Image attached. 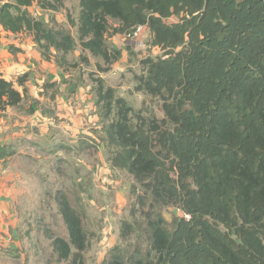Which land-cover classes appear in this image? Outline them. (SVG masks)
<instances>
[{"label": "trees", "instance_id": "obj_1", "mask_svg": "<svg viewBox=\"0 0 264 264\" xmlns=\"http://www.w3.org/2000/svg\"><path fill=\"white\" fill-rule=\"evenodd\" d=\"M34 2L48 11L62 5L0 0V27L31 34L46 61L63 66L78 44L107 71L121 56L105 42L111 20L115 33L147 26L163 53L141 60L134 86L162 101L159 121L133 122L126 100L95 79L110 166L129 173L142 203L155 206L145 215V251L113 246L101 264H264V0H78L76 39L35 18ZM170 17L177 20L166 23ZM26 78L0 74V116L22 103ZM13 153L0 147V159ZM55 200L67 234L51 238L57 260L84 264L81 218L64 193ZM166 206L188 218L174 217L167 229L156 209ZM132 229L122 223L121 241Z\"/></svg>", "mask_w": 264, "mask_h": 264}, {"label": "rangeland", "instance_id": "obj_2", "mask_svg": "<svg viewBox=\"0 0 264 264\" xmlns=\"http://www.w3.org/2000/svg\"><path fill=\"white\" fill-rule=\"evenodd\" d=\"M28 10L35 18L69 32L76 39V26L70 19L77 21L78 0H62L55 11L43 10L34 2ZM176 20L170 17L165 22ZM109 24L106 45L120 50L121 56L107 71L99 68L106 67L99 58L76 44L63 66L52 60L54 68H58L56 76H46L43 83H36L48 92V100L37 102L32 108L29 100L24 99L12 108L19 125L26 121L24 126L16 127L21 133L11 137L8 147L14 153L0 161V197L11 196L9 219L5 217L0 226V233L5 236V245L0 244V264L68 262L58 261L51 245L54 236L67 239L55 200L58 191L65 194L81 218L87 236L82 252L84 264H101L107 252L117 245L128 249L137 244L146 249L145 215L155 206L149 200L142 203L145 193L129 173L110 166L108 156L113 147L105 141L95 79L102 78L105 86L114 88L115 94L126 100L132 108L133 122L138 118L159 121L163 118L162 101L137 92L134 86L135 77L143 70L141 60L163 53L151 45L147 26L137 36L128 38L113 31L115 21ZM37 110L51 118V124L46 123V133L40 136L32 131V127L41 124L32 117ZM137 194L141 198H136ZM156 209L168 223L167 229L174 217L183 215L173 206ZM123 222L133 226L126 242L120 239Z\"/></svg>", "mask_w": 264, "mask_h": 264}, {"label": "crops", "instance_id": "obj_3", "mask_svg": "<svg viewBox=\"0 0 264 264\" xmlns=\"http://www.w3.org/2000/svg\"><path fill=\"white\" fill-rule=\"evenodd\" d=\"M9 46H12L14 51H10ZM54 66L52 60L46 61L41 58V55L32 40L31 34L22 32L12 35L0 27V74L7 80L15 79L25 73L27 74V78L24 82L26 93L23 100L28 99L30 103L29 105L34 107L37 102L42 103L43 101L46 102L48 100L46 97L48 92L44 91L43 86H38L36 83H43L46 76H56L59 72L58 68L56 69ZM19 90H21V88H19ZM12 108L13 107H7L0 116V147L10 146V143H12L11 141L13 140L11 137L15 135L18 136L19 133H21V131L17 132L16 127L19 125V121L17 122L18 117L14 114ZM32 117L41 123V127H32L33 133L35 131L36 133L34 134L39 136L43 135L44 131L46 133V123L48 121V123L51 124V118H48L39 110L35 111ZM25 118L27 117H24V119ZM25 121L19 126H24ZM61 127L63 128V126ZM4 159H0V161H3ZM9 197L11 196H8L7 194L2 198L0 197V226L4 224V218L9 217V208L11 207ZM3 237L0 233V244L5 245Z\"/></svg>", "mask_w": 264, "mask_h": 264}, {"label": "built area", "instance_id": "obj_4", "mask_svg": "<svg viewBox=\"0 0 264 264\" xmlns=\"http://www.w3.org/2000/svg\"><path fill=\"white\" fill-rule=\"evenodd\" d=\"M143 26H137L135 27L132 31L125 33L124 36L128 37V38H133L135 36L138 35V33L140 32V30H142ZM184 215V214H183ZM185 218H188L187 215H184Z\"/></svg>", "mask_w": 264, "mask_h": 264}, {"label": "water", "instance_id": "obj_5", "mask_svg": "<svg viewBox=\"0 0 264 264\" xmlns=\"http://www.w3.org/2000/svg\"><path fill=\"white\" fill-rule=\"evenodd\" d=\"M34 133H36V132L34 131Z\"/></svg>", "mask_w": 264, "mask_h": 264}]
</instances>
